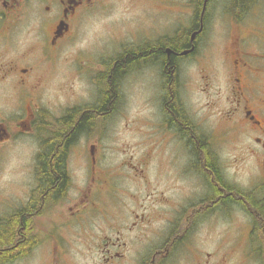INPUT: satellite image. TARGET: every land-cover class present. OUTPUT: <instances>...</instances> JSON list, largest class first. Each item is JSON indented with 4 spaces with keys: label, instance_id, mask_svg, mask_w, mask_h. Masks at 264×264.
<instances>
[{
    "label": "flooded vegetation",
    "instance_id": "obj_1",
    "mask_svg": "<svg viewBox=\"0 0 264 264\" xmlns=\"http://www.w3.org/2000/svg\"><path fill=\"white\" fill-rule=\"evenodd\" d=\"M117 1L77 0L69 12L65 0H0V163L19 142H29L31 149L22 191H0V264L26 261L42 247L48 256L43 264H66L71 243L81 241L86 223L98 213L110 217L96 233L82 237L85 245L94 239L88 253L100 254L96 264H235L238 252L263 256L264 0H133L149 5L150 22L142 21L140 29L135 25L106 56L73 65L67 77L60 70L68 65L62 51ZM216 22L222 76L213 99L207 94L210 75L201 74L205 67H200L208 60ZM196 66L194 76L190 69ZM136 75L149 76L158 86L157 115L168 136L160 141L181 152L156 160L157 185L170 174L174 190L172 196L154 198L162 203L158 220L137 213L139 196L121 184H146L150 155L138 161L140 170L107 172L95 153L102 143L91 138L102 135ZM116 76L118 100L109 109V103H99L100 81ZM81 77L93 87L95 99L84 105L74 98L68 104L66 98L79 95L74 82ZM188 89L196 98L186 99ZM53 95L59 102L52 106L48 98ZM80 122L85 124L78 128ZM230 142L256 167L247 185L224 176L213 147ZM73 158L87 163L82 180H74ZM58 159L62 171L54 168ZM158 191L162 194V186ZM217 222L224 223L228 240L211 251L206 243Z\"/></svg>",
    "mask_w": 264,
    "mask_h": 264
},
{
    "label": "rangeland",
    "instance_id": "obj_2",
    "mask_svg": "<svg viewBox=\"0 0 264 264\" xmlns=\"http://www.w3.org/2000/svg\"><path fill=\"white\" fill-rule=\"evenodd\" d=\"M125 1V2H124ZM124 2V3H123ZM126 0H118L112 11L105 15L99 13L97 17L86 23L85 28L76 36L72 41V45H67L60 55L62 59H67V64L61 66L60 70L66 72L67 77L71 75L72 69L80 61L88 60L95 57L106 56L114 47L117 42L121 41L123 37H127V34H131L134 31V26L139 29L142 27L140 24L142 21H148V13L152 11L149 5L142 2L135 3L133 0L130 2L129 11L125 10ZM210 38V48L207 50V62L200 68L201 74H209V86L207 94L209 97L216 99V91L219 89V81L222 76L221 70V44L218 41V22L212 25ZM64 63V62H61ZM71 64V66L69 65ZM74 65V66H73ZM72 68V69H71ZM189 72L184 73L186 76ZM190 74L197 75V66L194 69H190ZM150 77L146 75H136L129 79L128 83L123 89L122 96H120V103L118 109L113 114V117L107 125L102 135L91 136V138L98 137L101 146H97V152L101 156L100 169L105 171L114 170V173L118 170H127L135 168L140 170L138 161L144 154H149L150 166L146 170V184H138L137 180L122 181L121 184L127 186L132 195L139 196L142 206L138 207L137 213L146 214L147 217L153 216L155 219L161 218L156 215L157 212H161L162 203L154 201V198H158L163 195L172 196L173 187H171L172 180L163 174L161 183L157 185L158 178L156 176V160L165 159L169 155L181 153L175 145L161 143L162 138L168 139L165 135L164 128L161 127L160 121L157 115V104L155 84L152 85ZM68 82L69 79L67 78ZM100 88L105 91V82L100 81ZM71 84V83H70ZM74 89L79 95L77 97L66 98L68 104H74V98H78L76 103L88 104L95 99L94 91L91 89L89 81L85 77H81L80 80L74 82ZM93 88V87H92ZM191 89V88H190ZM186 93V99L191 100V95L194 97L195 93L191 91H184ZM196 98V96L194 97ZM51 105L58 104L59 99L51 96L48 98ZM214 113V112H213ZM211 115H213L211 113ZM209 121L215 122V116H211ZM13 147V148H12ZM8 148L5 152L4 159L0 163V191L6 193L19 192L20 185H25L23 180H27L29 175V156L31 153L30 143L27 141L19 142L15 146ZM215 152L218 153V157L222 163L224 176L226 180L234 183L247 185L250 179L253 178L256 172V167L252 162V159L245 156V153L240 154L239 146L235 142L223 143L213 147ZM83 154H86L82 150ZM238 159V161H236ZM127 160V163L121 165L120 163ZM86 161L78 158L72 159L73 169L77 170L73 173L74 180H82V176L86 171ZM77 166V167H76ZM170 170L171 168L167 167ZM106 175H110L106 173ZM133 182V183H131ZM157 185V186H156ZM162 186V194L159 195L160 188ZM131 187V188H130ZM147 187V189H146ZM154 187L157 188L156 193ZM22 191V190H21ZM22 194H18L20 197ZM104 206V205H102ZM164 214V213H163ZM120 215H123L121 213ZM164 216V215H163ZM108 213H98L96 216L90 217L89 222L86 223L81 235V241L72 242L70 246V253L66 264H96L100 262V254L88 253L89 247L93 242V238L88 239V245H85V240L82 237L92 235L98 231V225L103 226L105 222L103 218H109ZM50 226V225H49ZM48 225H45V229H49ZM224 223L217 222L210 226V238L206 243L208 248L212 251L220 243H225L228 239L223 236ZM98 242V241H97ZM241 246L240 244H238ZM242 247L239 248L241 250ZM48 258L44 253V249L37 248L34 254L26 261H19L18 264H43ZM235 264H257L259 262L264 264V255L258 258H248L238 252L236 258H232Z\"/></svg>",
    "mask_w": 264,
    "mask_h": 264
},
{
    "label": "trees",
    "instance_id": "obj_3",
    "mask_svg": "<svg viewBox=\"0 0 264 264\" xmlns=\"http://www.w3.org/2000/svg\"><path fill=\"white\" fill-rule=\"evenodd\" d=\"M235 1H242V0H235ZM150 54L152 56L153 52H150ZM161 56L165 57V54L162 53ZM114 71L116 72V69ZM117 83H118L117 76L114 79H112V80L109 79L108 82L106 81L105 82L106 86L104 87L105 91L103 90L102 96H101L102 98L99 101V103L104 102V106H106V104L109 103L108 104L109 109H112L113 106H115V104L117 103V100H118V98H117V88H118ZM107 90L109 92L106 94ZM84 124H83V122L78 123V128L83 127ZM71 137H72V133H70L68 138H71ZM51 147H52V145H51ZM59 164H60L59 159H58V161L56 163L54 162V168L56 169V171H62V168L59 167ZM45 175H46V178H48V177H51V179L53 178V174L52 173L47 172V174H45ZM43 179L44 178H42V180ZM261 209L263 210L264 207H262ZM9 235H10V231L8 230L6 232V234H5V236L4 235L3 236H4V238H8Z\"/></svg>",
    "mask_w": 264,
    "mask_h": 264
},
{
    "label": "snow or ice",
    "instance_id": "obj_4",
    "mask_svg": "<svg viewBox=\"0 0 264 264\" xmlns=\"http://www.w3.org/2000/svg\"><path fill=\"white\" fill-rule=\"evenodd\" d=\"M77 2V0H65V7L67 11L71 12L73 10L74 4Z\"/></svg>",
    "mask_w": 264,
    "mask_h": 264
}]
</instances>
